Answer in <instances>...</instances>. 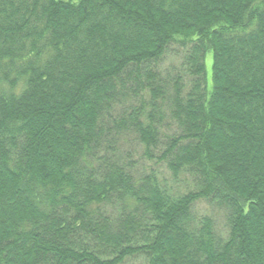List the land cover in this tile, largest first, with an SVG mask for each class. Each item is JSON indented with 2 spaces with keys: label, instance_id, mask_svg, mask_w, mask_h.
Wrapping results in <instances>:
<instances>
[{
  "label": "trees",
  "instance_id": "trees-1",
  "mask_svg": "<svg viewBox=\"0 0 264 264\" xmlns=\"http://www.w3.org/2000/svg\"><path fill=\"white\" fill-rule=\"evenodd\" d=\"M133 257L264 264V0H0V264Z\"/></svg>",
  "mask_w": 264,
  "mask_h": 264
},
{
  "label": "rangeland",
  "instance_id": "rangeland-1",
  "mask_svg": "<svg viewBox=\"0 0 264 264\" xmlns=\"http://www.w3.org/2000/svg\"><path fill=\"white\" fill-rule=\"evenodd\" d=\"M205 69L206 74L209 76L211 70V58L209 54H207L205 59ZM159 71L160 75L168 80L174 78L176 75H181V49L179 47L171 46L169 48L162 60L159 62ZM183 78L185 91H187L188 78L185 76ZM166 130L165 133H171L169 129L167 131ZM121 146L124 154L123 157L127 156L132 159V161L137 164L136 168L139 171H144L149 174L153 173L157 180H159L161 184H164L170 192L181 194L193 189L191 178L188 175L180 174L177 179H174L165 164L157 161L156 157L159 156L161 148L153 150L152 153L154 155V159L149 160L143 153V146L135 141L134 138L127 137L123 140ZM193 212L197 217H212L215 223V230L222 236L225 235L223 214L220 211L212 210L204 203H199L194 207ZM125 264H145V261L141 257H133L128 259Z\"/></svg>",
  "mask_w": 264,
  "mask_h": 264
}]
</instances>
